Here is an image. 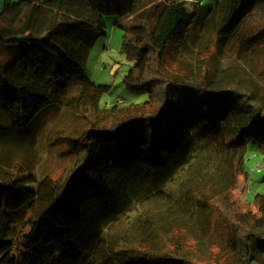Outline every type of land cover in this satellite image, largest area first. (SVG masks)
Segmentation results:
<instances>
[{
  "label": "trees",
  "instance_id": "1",
  "mask_svg": "<svg viewBox=\"0 0 264 264\" xmlns=\"http://www.w3.org/2000/svg\"><path fill=\"white\" fill-rule=\"evenodd\" d=\"M258 8L264 0H3L0 141L50 105L83 124L64 135L69 162L57 178L20 177L21 164L4 163L0 151V264H61L82 250L86 264H264V194L255 209L235 196L250 151L264 161V102L216 75L220 43L249 39ZM109 15L119 17L131 62L124 82L148 95L143 103L102 105L108 86L85 73ZM202 30L215 36L216 52L195 53L190 72L179 56L196 50ZM72 37L77 54L67 47ZM14 63L29 90L10 79ZM102 112L114 119L99 123ZM144 193L170 200L153 208ZM123 216L148 228L112 237Z\"/></svg>",
  "mask_w": 264,
  "mask_h": 264
},
{
  "label": "rangeland",
  "instance_id": "2",
  "mask_svg": "<svg viewBox=\"0 0 264 264\" xmlns=\"http://www.w3.org/2000/svg\"><path fill=\"white\" fill-rule=\"evenodd\" d=\"M196 1L204 5L214 3V0ZM118 19L117 15L106 16V34L98 37L90 50L85 64V73L91 81L96 85L108 86L101 95L102 105L105 106H110L119 100H123L125 104H140L148 99V95L132 93L124 82V77L129 71L131 62L128 60L126 52L122 47L124 31L117 24ZM124 22L132 23L127 20H124ZM194 30L196 29L194 28ZM256 31H262L259 37L256 36ZM244 32L245 36L249 39L244 40L234 37L223 44L220 43L218 52L220 68L216 71V75L219 76L217 79L225 84L233 83L247 93L257 95L260 101L264 102L263 8H258L257 12L249 18ZM201 33H203L204 37L198 38L195 46L196 50L186 55L183 53L179 56V61L183 60L188 63L190 72H194L197 68V56L195 53L205 56V59H207L209 52H216L213 47L215 36L211 38L209 35H206L204 30L199 32V34ZM68 35L73 36L75 34L69 33ZM80 46L81 42L77 38L72 37L67 41L69 50L76 51H74V54L80 51ZM67 47L65 46L66 49ZM84 48H87V46L83 42L82 51ZM181 66L184 67L183 64ZM9 75L14 84L29 90L28 73L23 67L16 63L12 64L9 67ZM101 114L98 119L99 123L104 121L109 123L110 120L114 119V116L109 112H102ZM82 124L81 121L76 120L65 108L50 105L42 110L39 116L32 121L29 128L23 129L20 132L9 129L4 133V137L0 141V151H2L4 163L19 162L24 170L20 173V177H26L29 173V175L34 173L39 178H42L46 174L57 178L69 162V160L64 161L62 158V152L65 150V146L62 143L64 135L77 133ZM199 144L204 147L203 143ZM211 151L210 153H213L212 157L220 160V152H213L212 149ZM209 157L211 155H208ZM200 159H204L203 155ZM247 170L249 171V176L240 177L237 189L235 190V196L244 201H247L249 198L251 206L255 209L261 195L264 194V181L262 180L264 161L260 155L250 151V154L247 156ZM185 175V172L181 173L177 182L179 183V180L185 177ZM144 194L142 195L146 198L144 200L153 208H157V205H163L165 201L170 200L169 197L162 193H155L153 195ZM136 223L135 226H132L127 221V218L123 216L110 225V235L112 237L120 236L133 239L143 228L144 230L148 228L146 225ZM87 252L82 250L67 256L62 260L61 264H86V262L90 261V255L85 259Z\"/></svg>",
  "mask_w": 264,
  "mask_h": 264
},
{
  "label": "crops",
  "instance_id": "3",
  "mask_svg": "<svg viewBox=\"0 0 264 264\" xmlns=\"http://www.w3.org/2000/svg\"><path fill=\"white\" fill-rule=\"evenodd\" d=\"M2 6H3V0H0V10H1Z\"/></svg>",
  "mask_w": 264,
  "mask_h": 264
}]
</instances>
